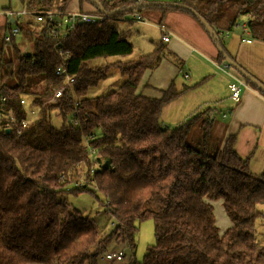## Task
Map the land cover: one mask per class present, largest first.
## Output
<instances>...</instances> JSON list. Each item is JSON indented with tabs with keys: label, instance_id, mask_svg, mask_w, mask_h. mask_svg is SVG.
<instances>
[{
	"label": "trees",
	"instance_id": "trees-1",
	"mask_svg": "<svg viewBox=\"0 0 264 264\" xmlns=\"http://www.w3.org/2000/svg\"><path fill=\"white\" fill-rule=\"evenodd\" d=\"M25 1L30 10L51 9L56 3ZM96 1L111 17L144 8L193 16L161 4L129 9L144 2L192 7L213 28L209 37L222 50L217 51L219 63L224 56L235 61L218 34L233 31L237 22L246 21L249 36L264 42V0ZM69 2L57 3L66 8ZM78 3L80 10L92 5L100 12L93 0ZM111 17L77 23L64 41L69 50L64 61L54 52L45 28L34 35L31 15L15 21L32 42L30 51L21 53L20 43L12 38L14 58L0 64V96L5 98L0 101V264H98V256L113 242L133 250L137 222L147 217L153 219L154 243L140 261L133 258L127 264H264V244L255 229V221L264 219L258 208L264 204V171L249 170L248 159L235 150L234 134L214 144L210 136L215 119L205 110L172 127L161 123L163 105L187 87L177 89L171 82L161 97L139 92L144 72L154 69L163 56L160 42L135 58L86 63L132 53V43L110 24ZM61 64L73 79L74 97L65 92L55 103H43L64 81L55 74ZM110 66L124 77L120 85L88 96V89L106 78ZM3 69H11L6 79ZM27 93L33 101L26 108L20 99ZM29 109L38 111L22 127ZM9 113L13 122L7 119ZM52 117L59 118V126ZM200 130L202 139L191 142ZM81 191H99L106 198L105 212L114 219L108 232L99 234L95 222L65 199L66 193ZM212 200H221L231 223L222 233Z\"/></svg>",
	"mask_w": 264,
	"mask_h": 264
},
{
	"label": "rangeland",
	"instance_id": "rangeland-1",
	"mask_svg": "<svg viewBox=\"0 0 264 264\" xmlns=\"http://www.w3.org/2000/svg\"><path fill=\"white\" fill-rule=\"evenodd\" d=\"M58 1L60 0H56L55 2L57 3ZM10 2L12 3L13 0H0V10L4 9V7H8L9 5H10L9 7H14L12 4H10ZM71 5L72 6L76 5L77 7H79L78 0H70L66 8L71 9L70 8ZM85 6L86 5H84L83 10L92 11L94 9L92 5H88L86 7ZM138 13L143 18V21L134 20L132 17V13H129V12L123 13L122 15H119L117 17H112L113 19H110L111 20L110 24L113 27H116L118 30L123 31L125 34V38L132 43L133 51L129 56L124 57V58L122 57L96 58V59L87 60L86 63L90 66H96V65L110 63L118 58L122 60L131 59L141 54L150 53L154 49L155 44H158L162 40V34L160 33L158 29L154 27L153 25L154 23H162L167 31H169L168 28H172L171 24L182 27L181 23H179L177 20H173L172 17L170 18V20H173L171 22H169V20L162 19L160 16V11L157 9L144 8V9H141V11H139ZM169 15L170 14L166 16V19L167 18L169 19L170 17ZM191 17L194 19L196 25L201 29L203 35L204 36L206 35L209 39L210 37L208 33L205 31V29L202 27L199 21L195 17L193 16ZM31 28L36 29L34 35L37 34L38 25L34 21L31 24ZM232 30L233 31H231L228 35H225L222 31H220L218 34L223 44L228 47V51L232 54L233 52L236 51L237 46H238V49L240 50H238V54L235 58L239 62L238 64H241L244 69L246 67L248 70H250L254 74H256V72H258V69L260 68L264 72V51L257 52L258 54L255 56L253 55V58H251V56L248 57V55H246L243 49L245 48V45H246L245 42L239 40L240 39L239 38V33H240L239 28L234 26ZM5 33H6V28H5L4 18L0 16V64L10 61L14 58L11 45L3 42L2 40V37L4 36ZM169 34L171 35L170 31H169ZM230 40H233V45L231 47L228 46V42H230L231 44ZM15 41L17 43H20L19 49L21 50V53L30 51L32 38H29L23 32H20L18 36L15 37ZM258 41L260 40L253 39L252 46L255 43H259ZM202 52L204 53V55L206 54L207 57L213 59L211 55H208L204 51ZM164 55L169 57V61L174 62L175 64L178 62L180 63V67L178 69L179 71L176 72V76L173 80L177 89H182L183 87H187V85H189L191 82V78H194V77H192L191 75L190 79L184 80L182 78V70L187 69V72H189L188 70H192V69L186 68L184 64H182V59H177L167 52H165ZM202 61L205 62L204 60ZM205 63L208 64V62H205ZM191 65L194 67L193 71H196L200 68L198 60L197 62L193 61ZM11 69H8L7 71H5L4 69L1 70V75L3 76V79H6L8 77V74ZM229 71L235 77L243 79L242 76L232 67H229ZM213 73H215L216 75L218 74V75L224 76V74L219 71H215ZM123 78L124 77L120 74L119 70L116 67L110 66L108 69L106 78H104L99 83H97V85L89 88L87 95L88 96H98V95L110 92L120 85ZM32 87L33 85L31 84L28 85L26 87V92L30 91ZM144 89H146V87L143 86V90ZM162 90L163 88L158 91L155 97H161L162 92H163ZM147 92L148 91H144L146 95H148ZM187 95L189 96L192 94H187ZM24 97H25V100L27 101V104L25 105V107L27 108V106H29L31 102V95L27 93L24 95ZM184 99L185 98H183L181 102H177L179 107L181 106V108L179 107L176 108L175 106L172 105V106H168L167 111H162V114H160L159 119L164 126L172 127V126H175L177 122L180 121L178 117L182 116L181 115L183 113L182 109H184V106L186 105V101ZM189 100L192 101L193 97L189 98ZM31 110L33 109H29V112ZM219 112H220V108H217V116L214 120V126L211 132L212 134L210 136V138H212V141L214 142L215 145L219 144L222 140L221 123L223 121L220 123V117L218 116ZM52 123L55 126H59L61 121L59 120V118L52 117ZM202 137H203V132L201 130L199 132L195 131L193 133V137L191 138V142L201 140ZM252 173L257 174L254 171H252ZM65 199L75 209H77L82 215L88 216L90 219H92L95 222V225L99 231V234L108 232L110 230L111 224L113 223L114 219H113L112 214L105 212L104 202L106 201V198L101 192L96 191L95 193H92L89 191H81L76 194L72 192H68L65 194ZM210 202H211V205L213 206L215 224L219 229V233H222L227 227L231 225V223L223 209L221 200H212ZM258 208L264 212V204H259ZM153 228H154L153 219L150 217H147L146 219H143L142 221H138L137 230L135 233L134 249L131 250L128 247V245H122V244L113 242L107 247V250L105 252H103L102 254L98 256V264H127L133 258L137 261H140L143 257V254L146 252V247L154 243V229ZM255 229H256L257 239L264 244V219L258 218L255 221ZM119 250H121L124 254V257L122 260H109V259H106L104 256L105 253L107 252H112V251L118 252ZM30 264H38V263H30Z\"/></svg>",
	"mask_w": 264,
	"mask_h": 264
},
{
	"label": "crops",
	"instance_id": "crops-1",
	"mask_svg": "<svg viewBox=\"0 0 264 264\" xmlns=\"http://www.w3.org/2000/svg\"><path fill=\"white\" fill-rule=\"evenodd\" d=\"M10 4L14 6L10 7L11 9H18L21 6L20 2L17 0H13ZM70 8L69 10L79 9L76 5H71ZM168 14H170V17L166 19ZM160 16L164 20H169V22L177 20L181 23L182 27L171 24L172 28H168L171 33V35L169 33L167 34L169 36L168 41L163 40L164 33L157 27V25L163 26V24L154 23L153 25L162 34L160 43L164 46V53L167 52L177 59H182V64H184L186 68L192 69L188 70L189 72H187V69H183L182 78L187 80L190 79L191 75L194 77L191 78L190 84L187 85V88L183 90L176 99L163 105L160 114H162V111H167L168 106L173 105L176 108L179 107L177 102H181L183 98H185L186 105L184 109H182V116L178 117L180 121L177 122V124L196 112L204 110L206 114L215 119L217 116V108H220L218 116L220 117V123L223 121L221 123L223 139L228 135L234 134V147L236 152L241 157H246L248 159V166L251 172L254 171L260 174L264 171V96L252 87H249L241 90V96L238 102L235 103L231 101L228 89L230 78L224 72L218 70L213 64V62H217L216 47L210 38L209 40L206 35H203L201 29L196 25L191 15L179 10H168L165 13L160 12ZM171 17L173 20H170ZM239 40L242 41L241 39ZM230 41L231 44L228 42L229 47L233 45V40ZM258 42L259 43H255L253 46V38H251L250 43L245 42L246 45L243 49L248 57L251 56V58H253V55L255 56L258 54L257 52L264 51V42ZM224 47L235 59L238 50H240L238 46L236 51L232 53L233 55L228 51L227 46L224 45ZM201 50L211 55L213 59L207 57L206 54L204 55ZM164 53L154 69H148L144 72V77L142 76L143 79L141 78L142 81L139 87V92L142 94H145L144 91H148L147 96L153 95L152 97H155L160 89H165L171 82L174 83L173 80L176 76V72L179 71L180 63L178 62L175 64L169 61V57L164 55ZM197 60L200 68L196 70V72L193 71L194 67L191 63H193V61L197 62ZM202 60L208 62V64ZM235 61L239 63L236 59ZM241 67L243 66L241 65ZM245 70L247 72L249 71L250 74L264 84V72L261 68L258 69L256 74L246 67ZM215 71L223 73L224 76L216 75L213 73ZM143 86L146 87V89L143 90ZM174 86L176 87L175 83ZM187 94L192 95L188 96ZM192 97L193 100L190 101L189 98ZM179 108H181V106Z\"/></svg>",
	"mask_w": 264,
	"mask_h": 264
},
{
	"label": "built area",
	"instance_id": "built-area-1",
	"mask_svg": "<svg viewBox=\"0 0 264 264\" xmlns=\"http://www.w3.org/2000/svg\"><path fill=\"white\" fill-rule=\"evenodd\" d=\"M21 6L18 9H1L0 16H2L5 21H9V26H6V33L3 36L4 42L10 44L12 38H15L20 33L18 24H16V20H20L22 17L26 15H31L33 21L38 25L39 31L41 28H45L47 37L52 41V48L54 52L64 61L68 55L69 50L65 48L64 41L70 32L74 29L77 23H95L100 22L105 19H108L109 15L97 12L96 10L86 11V10H69L67 8H62L60 3H55V5L51 9H39V10H30L27 7L26 1L22 0L20 2ZM132 17L136 21H143V18L139 15L137 11H132ZM112 18V17H111ZM158 29L164 33L163 40L168 41L169 36L167 35L169 32L162 26L157 25ZM235 27H238L240 30L239 37L242 41L246 43L251 42V38L249 36V29L246 21L237 22ZM230 32H225V35H228ZM214 66L224 72L229 78L230 81L228 83L229 89V97L231 101L238 102L241 96V90L244 88H249L250 86L240 78L235 77L229 71V65L225 62H213ZM55 74L57 76H63L64 81L60 87L54 88L51 94L44 100L43 103H55L58 98H60L65 92H67L68 96L74 97L73 89H72V77L67 75L66 69L63 64L59 65L55 69ZM5 98L0 96V101L3 102ZM33 100L31 99V102ZM20 103L25 106L27 101L25 98L20 99ZM77 103V102H76ZM38 109H33L29 112L27 118H23L21 120V126H26L30 120L36 115ZM224 116V115H223ZM7 119L10 121H14V118L11 113L8 114ZM20 133L19 131L17 132ZM93 151L91 150V153ZM105 258L109 260H122L124 254L121 250L118 252H107L105 253Z\"/></svg>",
	"mask_w": 264,
	"mask_h": 264
},
{
	"label": "water",
	"instance_id": "water-1",
	"mask_svg": "<svg viewBox=\"0 0 264 264\" xmlns=\"http://www.w3.org/2000/svg\"><path fill=\"white\" fill-rule=\"evenodd\" d=\"M93 2L97 5L100 12L104 13L99 3L96 0H93ZM155 4L170 5L173 7H179L181 9L187 10L199 21V23L202 25V27L205 29V31L208 33V35L210 33L214 32L213 28L209 25V23H207V21L202 16H200L192 7H189V6L184 5L182 3H179V2H169V3L144 2V3L135 4V5L131 6L129 9L133 10V9H136L139 7H145V6L155 5ZM215 47H216V50L218 52L222 53V50L219 46L215 45ZM224 57H225V62L230 67L235 69L244 79L249 81L250 84L255 86L258 90H260L264 94V84L261 81H259L255 76H253L249 72H247L243 67H241V65H239L237 62L233 61L231 58H229L227 56H224ZM7 131H9V130H7Z\"/></svg>",
	"mask_w": 264,
	"mask_h": 264
}]
</instances>
